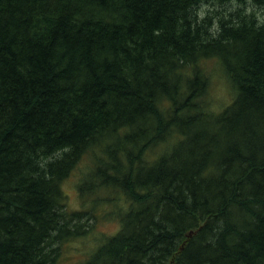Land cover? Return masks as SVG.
<instances>
[{
	"label": "trees",
	"instance_id": "16d2710c",
	"mask_svg": "<svg viewBox=\"0 0 264 264\" xmlns=\"http://www.w3.org/2000/svg\"><path fill=\"white\" fill-rule=\"evenodd\" d=\"M248 2L0 0V264H61L100 211L81 264H264V19L200 12Z\"/></svg>",
	"mask_w": 264,
	"mask_h": 264
},
{
	"label": "rangeland",
	"instance_id": "374dc122",
	"mask_svg": "<svg viewBox=\"0 0 264 264\" xmlns=\"http://www.w3.org/2000/svg\"><path fill=\"white\" fill-rule=\"evenodd\" d=\"M232 9H240L246 13H255L260 19H264V8L252 2L243 4L208 3L202 5L200 12L203 16L208 13L215 16L216 12L218 14L220 13V16H223L227 15ZM231 89L229 81L222 73L213 74L210 87V99L213 105L222 108L231 103L234 92ZM87 161V159H83L63 182V188L67 195L71 210L85 208L79 195L78 185L82 176L88 169ZM101 213H103V211L99 212V219L95 221L93 230L89 235L76 239L64 247L61 264H81L88 256L91 249L96 246L104 236L114 234L118 231L120 227L118 221L111 216L102 215Z\"/></svg>",
	"mask_w": 264,
	"mask_h": 264
}]
</instances>
